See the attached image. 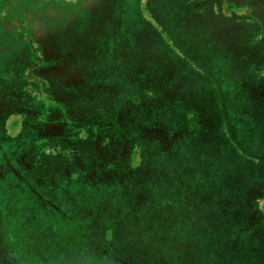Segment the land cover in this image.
<instances>
[{
  "label": "rangeland",
  "instance_id": "obj_1",
  "mask_svg": "<svg viewBox=\"0 0 264 264\" xmlns=\"http://www.w3.org/2000/svg\"><path fill=\"white\" fill-rule=\"evenodd\" d=\"M5 1L0 0L1 9ZM7 1L23 9L22 19L47 47L53 43L48 19L62 11L68 12L70 17L77 16L78 22L67 20L68 28L57 38L67 51L89 47L94 58L86 71L104 86L102 94L94 92L92 97L99 99L104 114L122 105L124 111L117 112L120 125L140 143L145 140L149 147L146 150L149 167L148 173L139 178L141 182L155 184L161 180L157 176L164 177L161 172L165 167H177L181 170L176 168L173 182L177 183L179 172L189 173L186 182L195 191V197L209 192L227 195L229 190L239 192L250 184L251 188L256 187L255 190L250 188L255 192L252 194L264 197V178L256 180L257 176H264L261 172L264 166L257 164L264 158V139L259 134L264 127V0H64L62 10L54 8L59 0ZM229 7L234 11L228 12ZM81 20L85 21L84 25L79 24ZM139 72H143L142 75ZM141 76H146L147 80L143 81ZM84 77L77 78L82 88H85ZM178 78L180 84L173 85L172 80ZM142 85L161 88L163 93L146 97L135 92L138 96L134 97L133 104L131 92ZM196 88L201 89L200 95ZM88 103L82 106L89 108ZM12 115L15 114L8 115L0 126V157L13 151L20 140H29L40 132L39 127L24 123L26 112L19 116L24 123L20 131H13ZM194 116L201 121L200 130L196 124L192 125L196 127L197 136L190 130ZM245 133L250 134V138ZM201 141L210 143V149L208 146L205 149L211 156L209 159L213 158L212 162L202 161ZM248 145H251L250 150ZM207 150L202 153L205 158ZM140 162V158H134L130 167L119 168L123 173L120 177L137 168ZM9 170L0 176L2 263L14 260L18 264L23 258L25 251L21 243L27 231L34 240L41 242L44 238L47 242L41 244V255L50 257L51 252L43 253L52 237L62 243L64 254L71 256L73 262L78 261L77 257H90L91 245L80 241L99 243L105 236L100 230L104 224L119 222L121 230L115 233L118 248V236L131 241L138 238L141 230L133 224L135 217L131 215L135 212L144 215L148 212H144L145 207L142 211L137 208L130 211L103 205L106 203L102 199L104 191L120 192L109 185L123 182V179L115 180L117 174L115 178H96L95 172H83L84 179L62 181L63 187L69 188L57 194L42 188L39 182L18 179ZM89 171L87 166L85 172ZM138 173L141 172L135 175ZM203 173L208 177L201 182L198 175L201 177ZM257 181L262 182L257 185ZM219 198L223 203L227 200ZM89 207L94 213L86 212ZM191 219H195L193 211ZM55 221L60 224L53 232L57 236L51 229H42L37 234L42 223L53 225ZM75 225L77 231L92 225L93 231L76 237L70 233ZM78 243L80 248H75ZM125 246L116 256L118 264L139 254H128L134 246ZM96 247L99 251L102 245ZM157 251L158 248L151 249L152 260L157 259ZM113 259L106 258L103 264H115Z\"/></svg>",
  "mask_w": 264,
  "mask_h": 264
},
{
  "label": "flooded vegetation",
  "instance_id": "obj_2",
  "mask_svg": "<svg viewBox=\"0 0 264 264\" xmlns=\"http://www.w3.org/2000/svg\"><path fill=\"white\" fill-rule=\"evenodd\" d=\"M63 5L64 0H59L54 8L62 10ZM22 16L23 9L16 3L6 0L0 8V126L15 114L10 127L20 131L19 116L26 112L24 123L39 127L40 132L20 140L12 153L0 157V176L10 168L16 178L39 182L50 192L66 189L62 181L82 178L87 166L88 174L103 176L112 171L121 176L119 168L130 167L132 159L149 147L112 115L105 116L99 99L92 97L94 92L102 94L104 86L86 71L94 58L89 47L67 51L57 38L68 28L67 20L78 22L77 16L62 11L48 19L47 26L53 30L48 47ZM84 75L82 88L77 78ZM88 101L89 108H84Z\"/></svg>",
  "mask_w": 264,
  "mask_h": 264
},
{
  "label": "trees",
  "instance_id": "obj_3",
  "mask_svg": "<svg viewBox=\"0 0 264 264\" xmlns=\"http://www.w3.org/2000/svg\"><path fill=\"white\" fill-rule=\"evenodd\" d=\"M233 11V7H229L228 12ZM142 73L139 72L140 75ZM147 73L148 76H153V74ZM141 78L143 81L147 80L146 76H141ZM173 81H175L173 85L180 84L179 78ZM196 90L200 95L201 89L196 88ZM135 92L146 97H158L163 93V89H153L152 86L147 87L144 85L137 87L131 92L133 104L135 103L134 97L136 96L135 98H137L138 96ZM180 103L182 104V102ZM116 109L114 107L110 108L106 110V114L112 115L117 120L116 123L120 125L122 123L117 119V112L119 110L124 111V108L119 105ZM194 124L200 130L201 121L195 119V116L190 120V130L193 134H195L196 130V127L192 126ZM259 134L264 139V127L260 128ZM195 135L197 136V134ZM245 136L250 138V134L245 133ZM209 144L207 141L200 142V155L205 163L207 160V162L213 161V158L209 159L211 156L208 155ZM205 146H208V150L205 149ZM250 147L251 145H248L247 148L250 150ZM205 150H207L206 158L202 155ZM258 151L261 153L260 148H258ZM160 157L163 159L162 154H160ZM140 159L139 166L134 170L132 169L133 171L131 170L129 174L124 177L116 175L118 177L115 180L123 179V182L109 184L110 188L117 187L120 192L114 194V190L104 191L102 196L103 202H106L103 205L112 209L122 207L124 210L131 211L137 208L142 211L145 207L144 212L148 210L142 216L137 215L136 212L131 215V217H135L133 224L138 230L143 231V233L139 232L137 239L131 241L118 236V248L115 233L121 230V226L118 225L119 222L104 224L100 230L105 236L97 243L102 245L99 251H97L98 247H96L97 244L95 245L94 242L82 240L80 241L81 244L87 242L91 245V255L88 259L77 257L78 261L73 262V259H70L71 256L64 254L65 250L63 251L62 243H57L52 237L50 238L51 244L45 246L46 252L43 253L51 252L50 257L41 255L40 252L43 251L40 249L42 247L41 244H47V242L44 238L41 242L34 240L30 237L29 231H27L23 238V243H21V249L25 253L22 254L23 258L19 259L18 264H41L46 261H49L48 264H103L106 258H114L113 262L118 264L116 260L117 254L121 253L120 250L129 244L134 247L127 251L128 254H134V252L139 254L135 256L136 258L128 257L126 260H122L123 264H264V197L252 194L255 192L251 189L256 188L255 186L251 188L252 185L250 184L246 189L242 187L243 189L241 188L242 190H239V192L236 191L237 193H232L229 190L227 192L228 196L209 192L208 195L198 193L195 197V191L193 192L187 186L186 180L189 179V173L185 174L183 172L184 175H182L178 171L177 183L173 182L177 167H165L161 172L164 177L157 176L155 172H151L158 178L161 177V180L155 184L141 182L142 180L139 178L142 177L141 175L148 173L146 171L149 167L146 159V149L142 152ZM236 164L239 165L238 163ZM257 164L264 166V158ZM153 165L157 164L154 163ZM144 166L145 168H142ZM177 170L181 169L177 168ZM184 170L185 168L182 171ZM136 172L141 173L135 175ZM261 172L264 173V168H262ZM156 173H159V171ZM109 174L108 176L101 175L96 178H115L114 175ZM149 175H146L147 178ZM207 177V173H203L201 177L198 175V179L201 182L206 180ZM263 178L264 176H257L256 180H263ZM93 180V178L89 179L91 182ZM261 182L257 181L256 184L258 185ZM81 183L83 184V180ZM85 184H87L86 181ZM67 188L57 192V194L65 193ZM219 197L227 198L226 202L223 203ZM107 198L111 200L107 201L109 200ZM91 210L92 208L89 207L86 212L94 213ZM192 211L195 214V221L191 219ZM176 217L179 220H176ZM0 220H2L1 217ZM59 226L60 224L56 221L53 222V225L42 223L37 234L41 233L42 229L44 231L51 229L52 234L57 236L53 232L57 231ZM76 227L77 225L71 228L70 231L76 237H84L93 231L92 225L78 231ZM92 245H94L97 252H95ZM80 246L78 243L74 247L80 248ZM153 247L158 248V256L157 259L152 260L150 254ZM1 260L0 264H4ZM6 264H16V262L9 260Z\"/></svg>",
  "mask_w": 264,
  "mask_h": 264
}]
</instances>
